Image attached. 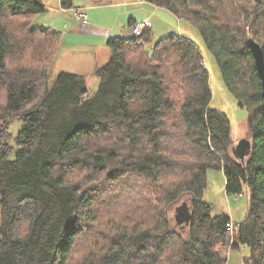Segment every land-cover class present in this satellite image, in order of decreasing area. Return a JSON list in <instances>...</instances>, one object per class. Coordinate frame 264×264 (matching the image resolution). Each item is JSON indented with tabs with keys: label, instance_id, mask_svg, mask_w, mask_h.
<instances>
[{
	"label": "trees",
	"instance_id": "1",
	"mask_svg": "<svg viewBox=\"0 0 264 264\" xmlns=\"http://www.w3.org/2000/svg\"><path fill=\"white\" fill-rule=\"evenodd\" d=\"M145 1L202 35L248 113L250 154H233L203 53L179 32L108 40L91 92L83 75L51 78L62 34L32 26L43 0H0V264H227L224 250L243 247L264 264V99L248 43L264 51V0ZM210 170L228 194L251 192L237 230L202 199ZM183 199L193 220L177 229L167 214Z\"/></svg>",
	"mask_w": 264,
	"mask_h": 264
},
{
	"label": "rangeland",
	"instance_id": "2",
	"mask_svg": "<svg viewBox=\"0 0 264 264\" xmlns=\"http://www.w3.org/2000/svg\"><path fill=\"white\" fill-rule=\"evenodd\" d=\"M49 1L51 2H49L50 6L48 7L47 10H49L50 13L46 15H42V18H45L47 16H49L50 18L51 16L50 14L52 13L56 15L54 17V20L61 18V15H58L61 13L60 8L58 7V3L55 4V2H53L52 0H49ZM81 1L83 0H74L73 3L74 5H77V2L79 3ZM109 2H112V3L117 2L121 4L120 7L118 8L106 10L105 12H107V14L105 15H108L106 18H105V15L102 16L103 19L107 21V24L111 26L112 25L114 26L116 24L120 25L123 18L126 19L128 12L133 14L132 16H129V17H133V18L137 17L139 22L144 21L143 17L145 16L146 10L149 11L148 9L149 7H146V5L143 3L145 2L144 0H106L104 1V3H109ZM95 3H103V2L95 1ZM74 17H75V11H74ZM128 19L129 18L127 17V20H126L127 24L126 25L122 24L121 26L122 28H119L120 32L125 31L124 29L128 30V23H129ZM156 20L159 23L162 22L158 17L156 18ZM79 22L80 21H78V23ZM45 25L46 26L44 27H49L48 25L50 24L49 22H45ZM168 27L170 28L171 32H179L186 39L195 42L201 49L207 70L210 75V86L213 92V101H212L211 107L222 111L230 119L233 140L235 141L234 145H237L244 138L251 139L248 134V113L245 109L240 108L238 106L236 100L233 98L231 93L226 89L220 68L215 58L213 57V55L206 48L202 35L198 32L197 29H195L190 23L186 21H181L179 22V24L174 23V25L168 26ZM48 29H51V30H54L60 33L63 32L64 34L63 28L49 27ZM128 32L129 34L128 33L127 34L131 35L132 33L131 29L128 30ZM159 37L161 36H158L157 39ZM99 50L100 51L98 53V58L100 61H98V64L94 66L93 71H98L102 69L105 65H107L110 62V59H111V54L107 47L104 46V49L99 48ZM61 69L62 68L60 64H54L50 70L51 78L53 79L55 76L61 73L62 71ZM95 73L93 75H89L88 80H87V85L91 92H96L100 84V79L99 77H97ZM21 126H22V122L20 120L15 121L11 126L10 132L12 134V141H11L12 145H15V138L17 137L18 132L21 129ZM11 158H14V156H12ZM69 181L73 182L72 175L70 176ZM114 189H116L117 192L119 191L118 187ZM102 199L103 201L102 203H100ZM102 199L100 200V202H98L99 206H96V207L94 206V210L96 209L98 210L107 209L108 210L109 209L110 207L109 205L111 204L106 201L107 200L110 201L111 196L106 195L102 197ZM202 199L204 202L210 204L213 207V212H212L213 216H219L223 214L230 216L231 221H232L231 228L232 229L234 228L235 230H237L239 226L247 219L249 212H250L251 192L245 187L241 194H237V195L228 194L227 193V179L222 170H210L209 171L208 186L204 192V196ZM184 201L185 199L172 205L168 210L167 215H168V219L172 223V226H176V221H175L176 208L179 207ZM0 224H1V217H0ZM178 228L179 227H177V229ZM80 242L81 240H79L78 245ZM249 254H250V250L245 247L241 248L238 251L236 250L230 251L229 249L224 250V255L228 259L227 264H250L245 259L249 256ZM73 259H75V257L72 258V261Z\"/></svg>",
	"mask_w": 264,
	"mask_h": 264
},
{
	"label": "crops",
	"instance_id": "3",
	"mask_svg": "<svg viewBox=\"0 0 264 264\" xmlns=\"http://www.w3.org/2000/svg\"><path fill=\"white\" fill-rule=\"evenodd\" d=\"M52 1L55 2V4L58 3V7L61 11V13L58 15H61V18L54 20V17L56 16L54 13L50 14V18L49 16H44L45 18H42V15L50 13L47 9L50 6L49 2H51L49 0H43L46 6V11L35 18L36 21H33L32 26L34 28H63L64 34L63 32H61L62 40L55 64H60L62 68L61 72L84 75L86 76L87 80L89 75H93L96 72L93 71V68L98 64V61H100L98 58V53L100 51L99 48L104 49V46L107 47V42L110 39L117 37H132V33L131 35H128V30L131 29L132 31V24H134L135 22H139L137 17H129L133 14L128 12V30L124 29L125 31L121 32L119 30V28H122V24H127V17L126 19L123 18L120 25L116 24L114 26H111L107 24V21H105L102 16L107 14V12H105L106 10L120 7L121 4L117 2L95 3V1L100 0H83L79 3L77 2V5H74L73 9H63L60 0ZM143 3L146 5V7H149V11L146 10L143 20L150 21L152 25L150 29L155 34V38H157L158 36L163 37L169 33H173L170 31V28L168 26H172L174 25V23L179 24V22H181L177 18V16H175L168 9L153 5L148 1H145ZM74 9L85 10L88 16L87 21L78 23V20H76L74 17ZM107 16L108 15H105V18ZM157 17L162 21L161 23L157 22ZM45 22H49V27H44L46 26ZM123 34L127 35L124 36Z\"/></svg>",
	"mask_w": 264,
	"mask_h": 264
},
{
	"label": "water",
	"instance_id": "4",
	"mask_svg": "<svg viewBox=\"0 0 264 264\" xmlns=\"http://www.w3.org/2000/svg\"><path fill=\"white\" fill-rule=\"evenodd\" d=\"M257 1V0H256ZM249 46L251 48L253 57L255 59L256 67L259 77L262 82V96L264 99V51L260 44L255 40L249 39ZM251 152V143L249 140H242L237 146L233 148V153L238 160L242 163L246 161V158ZM193 220L192 213V201L185 200L182 204L176 208L175 221L176 226L181 229H185L191 225Z\"/></svg>",
	"mask_w": 264,
	"mask_h": 264
},
{
	"label": "built area",
	"instance_id": "5",
	"mask_svg": "<svg viewBox=\"0 0 264 264\" xmlns=\"http://www.w3.org/2000/svg\"><path fill=\"white\" fill-rule=\"evenodd\" d=\"M75 18L80 22H86L88 19L87 13L83 9L75 10ZM151 23L149 20H144L142 22H135L132 24V35L135 37H140L143 35L144 31L151 28Z\"/></svg>",
	"mask_w": 264,
	"mask_h": 264
},
{
	"label": "bare ground",
	"instance_id": "6",
	"mask_svg": "<svg viewBox=\"0 0 264 264\" xmlns=\"http://www.w3.org/2000/svg\"><path fill=\"white\" fill-rule=\"evenodd\" d=\"M242 140H249V139H248V138H244V139H242ZM242 140H241V141H242ZM241 141H240V142H241ZM249 141H250V140H249ZM250 143H251V141H250ZM238 144H239V143H238ZM238 144H237V145H238ZM237 145H234V146L232 147V152H233V148H234L235 146H237ZM233 154H234V153H233Z\"/></svg>",
	"mask_w": 264,
	"mask_h": 264
}]
</instances>
